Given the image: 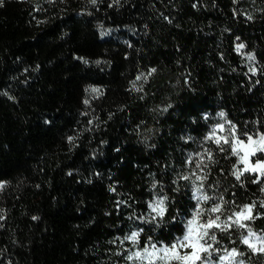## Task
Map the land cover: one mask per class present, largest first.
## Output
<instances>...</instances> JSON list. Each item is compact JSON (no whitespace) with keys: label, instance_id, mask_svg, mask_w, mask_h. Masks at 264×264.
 I'll use <instances>...</instances> for the list:
<instances>
[{"label":"trees","instance_id":"trees-1","mask_svg":"<svg viewBox=\"0 0 264 264\" xmlns=\"http://www.w3.org/2000/svg\"><path fill=\"white\" fill-rule=\"evenodd\" d=\"M230 132L264 136V0H0V264H264Z\"/></svg>","mask_w":264,"mask_h":264},{"label":"rangeland","instance_id":"rangeland-1","mask_svg":"<svg viewBox=\"0 0 264 264\" xmlns=\"http://www.w3.org/2000/svg\"><path fill=\"white\" fill-rule=\"evenodd\" d=\"M237 51L242 55V57L251 63L250 55L245 50L242 44L236 45ZM230 146L236 157V164L233 168V174L236 178L240 177L243 173H255L258 177L264 176V158L262 154L264 152V136L263 135H249L246 137H240L236 133L230 132ZM256 157L253 159V157ZM198 227L193 223L190 224L189 230L184 238L179 240L172 246V250L179 252L181 255H187L191 252V256L198 257L200 253H194V249L198 247ZM233 260V254L229 257ZM203 258L201 257L200 263H203ZM209 264H227L226 260H219L217 263Z\"/></svg>","mask_w":264,"mask_h":264}]
</instances>
